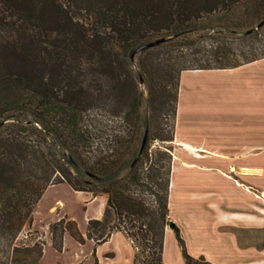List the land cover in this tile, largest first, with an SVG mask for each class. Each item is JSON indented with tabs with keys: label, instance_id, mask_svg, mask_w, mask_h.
I'll use <instances>...</instances> for the list:
<instances>
[{
	"label": "trees",
	"instance_id": "1",
	"mask_svg": "<svg viewBox=\"0 0 264 264\" xmlns=\"http://www.w3.org/2000/svg\"><path fill=\"white\" fill-rule=\"evenodd\" d=\"M263 19L264 0H0V264L58 184L105 197L85 224L94 245L119 232L131 264H161L169 228L183 264H210L168 217L178 78L264 58ZM53 228L57 251L64 233L83 242L72 220ZM41 246L25 252L37 262Z\"/></svg>",
	"mask_w": 264,
	"mask_h": 264
},
{
	"label": "crops",
	"instance_id": "2",
	"mask_svg": "<svg viewBox=\"0 0 264 264\" xmlns=\"http://www.w3.org/2000/svg\"><path fill=\"white\" fill-rule=\"evenodd\" d=\"M202 95L219 96L221 104L207 102ZM227 98L230 101L233 98L231 103ZM259 143H264V58L231 69L180 73L172 138L173 146L180 149V153L171 155L168 188L170 221H174L169 212L173 175L178 169L185 174L203 173L207 179L222 180V184L227 185L225 195L215 188L211 189L212 186L204 188L202 211L191 216V232L187 237L179 233L188 256L202 257L210 264H264V245L257 248L254 243L257 221H264L256 214L257 196L227 176L243 175L249 185L253 184ZM188 159L201 161L189 164L185 161ZM225 160H236L231 162L234 167H229V162ZM182 163L188 165L183 167ZM186 179L184 177V181ZM81 194L85 196V203L98 202L93 219L100 220L105 197L92 198ZM58 205L60 202H57ZM52 209L54 207H50L49 211ZM259 213L264 214V211ZM53 220L56 221L55 218ZM115 235L123 237L121 233L114 232L104 243L111 241ZM62 240L59 251L62 250ZM102 244L94 245V252ZM132 255L131 249L127 264H131ZM95 264H98L97 260ZM161 264H183L180 249L169 228L164 229Z\"/></svg>",
	"mask_w": 264,
	"mask_h": 264
},
{
	"label": "rangeland",
	"instance_id": "3",
	"mask_svg": "<svg viewBox=\"0 0 264 264\" xmlns=\"http://www.w3.org/2000/svg\"><path fill=\"white\" fill-rule=\"evenodd\" d=\"M202 98H205L207 102H214L217 105L221 104L219 96L202 95ZM227 99L228 103H231L233 100V98H231V101L229 98ZM167 147H170L171 155L177 156L180 153V149L173 146L172 142ZM257 155L256 171L252 177L253 184L249 185L243 175L240 177H238L239 175L232 174L231 176H227L230 179L232 177V179L247 187L248 191L257 196L255 198L258 208L256 214L258 217L264 218V214L259 213V211H264V143L258 144ZM185 161L193 164L199 163L201 160L188 159ZM225 161L229 162L227 163L228 166L233 168L234 166L231 162L236 160ZM185 164L182 163V166L186 167ZM190 166L193 167V165ZM206 176L203 173L185 174L181 169H178L173 175L174 188L172 190L169 212L171 218L174 220L173 224L179 229L180 235L187 237L191 232V216L202 211L201 198L204 188H211L210 186H212L213 188L211 189L215 188L222 195L227 193V185H223L222 180L207 179L208 177ZM184 177L187 178L185 181ZM57 202H60V205L56 206ZM97 204L98 202L85 203V196L83 194L72 191L65 184L48 186L36 203L30 215V222L21 228L20 232L11 242V246L16 248L17 251L9 255V260L10 258L12 260L9 264H95V260H97L98 264H127L131 249L133 255L135 251L122 236L115 235L111 241L96 247L95 252L94 244L84 239L86 221L87 219H93L94 215H96ZM50 207H54V209L49 211ZM63 217L75 223L78 232L83 238V242L77 243L67 233H64L62 250L57 251L52 246V243L58 241L59 228H56L55 231L53 225ZM54 218L56 221L53 220ZM255 238L254 243H256V247H262L264 245L263 220L257 221ZM34 244L42 245V256L37 262H35L34 253L28 254L25 252L27 249L32 248ZM4 246L0 245V249H4ZM105 254H109L110 256H105Z\"/></svg>",
	"mask_w": 264,
	"mask_h": 264
},
{
	"label": "water",
	"instance_id": "4",
	"mask_svg": "<svg viewBox=\"0 0 264 264\" xmlns=\"http://www.w3.org/2000/svg\"><path fill=\"white\" fill-rule=\"evenodd\" d=\"M264 24V19L259 22L256 26V29L257 28H260L262 25ZM163 40L162 39H157V40H154L152 42H148V43H145V44H141L137 47H135L129 54V58L132 59L133 56H135L136 54L140 53V52H143L145 50H148V49H151L153 47H156L157 45H159L160 43H162ZM4 122H0V125H2ZM145 138H143V142H144Z\"/></svg>",
	"mask_w": 264,
	"mask_h": 264
},
{
	"label": "bare ground",
	"instance_id": "5",
	"mask_svg": "<svg viewBox=\"0 0 264 264\" xmlns=\"http://www.w3.org/2000/svg\"><path fill=\"white\" fill-rule=\"evenodd\" d=\"M185 149H189V148L185 147Z\"/></svg>",
	"mask_w": 264,
	"mask_h": 264
}]
</instances>
